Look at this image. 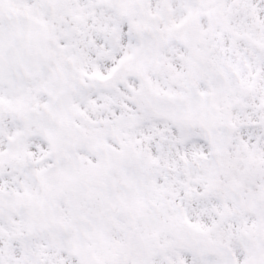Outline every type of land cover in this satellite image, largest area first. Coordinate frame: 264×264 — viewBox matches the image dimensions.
I'll use <instances>...</instances> for the list:
<instances>
[{"label":"snow or ice","instance_id":"1","mask_svg":"<svg viewBox=\"0 0 264 264\" xmlns=\"http://www.w3.org/2000/svg\"><path fill=\"white\" fill-rule=\"evenodd\" d=\"M0 264H264V0H0Z\"/></svg>","mask_w":264,"mask_h":264}]
</instances>
